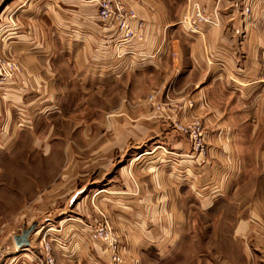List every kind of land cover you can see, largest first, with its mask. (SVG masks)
<instances>
[{
	"label": "crops",
	"instance_id": "1",
	"mask_svg": "<svg viewBox=\"0 0 264 264\" xmlns=\"http://www.w3.org/2000/svg\"><path fill=\"white\" fill-rule=\"evenodd\" d=\"M123 1L138 17L132 29L140 32L143 23V41L124 42L118 22L102 23L93 0H0V55L22 66L17 81L0 84V165L36 114L61 110L70 81H80L86 95L90 86L100 93L111 82L114 94L126 98L117 108L139 120L127 123L129 131L118 132L112 151L100 158L149 145L129 164L145 166L144 181L131 167L122 168L114 176L122 177L118 188L97 190V201L111 207L116 233L128 245L127 264H228L202 258L204 234L188 230L194 218L181 208L192 202L211 213L222 201L231 203L228 197L251 183L245 182L246 168L254 161L255 197L240 201L229 237L242 243L244 264H264V0ZM195 1L219 11L220 25L207 28L204 37L181 23ZM73 65L79 66L75 77ZM154 90L160 102L169 99L183 110L152 111L145 97ZM168 118L200 119L207 155H192L189 140L169 128ZM66 226L54 234L64 240H55L60 261L110 263L109 251L89 239L87 227ZM39 233L37 228L31 244ZM15 263L26 264L20 256Z\"/></svg>",
	"mask_w": 264,
	"mask_h": 264
},
{
	"label": "rangeland",
	"instance_id": "2",
	"mask_svg": "<svg viewBox=\"0 0 264 264\" xmlns=\"http://www.w3.org/2000/svg\"><path fill=\"white\" fill-rule=\"evenodd\" d=\"M9 58L17 61L14 57ZM77 67L79 66L73 65V77L77 73ZM68 75L65 73V76ZM70 82L71 88H68L64 97L66 101L63 105H58L61 110L36 114L30 120V125L24 127L20 142L12 145L8 157H4L1 162L0 247L4 255L0 257V264H14L19 256L21 262L31 264L30 255H27L29 247H16L14 237L35 223L40 232L36 244L43 237L46 241H53L54 246L55 240L63 243L64 240L54 234L66 230L68 224H75L83 226L85 230L87 227L89 239L103 244L110 253L109 243L91 239V235L98 229L108 226L117 237L121 264H127L128 245L116 233L111 207L97 201V190L112 189L113 184L118 188L122 177L119 179L114 176L122 168L131 167V170L136 171L138 181H144L149 173L145 166L129 164L139 151L144 152L149 145H137L135 151L128 149L129 147L122 148L120 152L115 150L112 159L100 158L102 153L112 151V138L118 132L121 136L125 135L129 131L127 123H134L139 119L132 117L134 113L122 112L117 108L118 102L123 104L126 98L125 95L114 94L116 90L111 82L100 93L95 86H90L88 95L81 94L80 81ZM70 82L67 80V83ZM157 90L154 92L157 93ZM157 102H160L158 95ZM169 102L171 103L168 99L161 103ZM147 107L161 112L157 110L158 106L147 104ZM167 121H170L169 128L179 134L174 129L173 122L169 118ZM191 153L195 154L193 151ZM254 162H249L246 168L249 175L245 177L248 178L245 182L252 184L244 186L242 193L240 191L228 197L232 200L231 203L224 204L222 201L211 213L195 207L192 202L188 207L181 208L182 211L189 210L190 217L194 218L188 230L204 234L202 242H205L203 247L206 249V256L202 255V258L216 259L218 263L244 264L242 243L232 241L229 235L241 211L240 201H249L255 197L254 194L251 195L255 190L252 187L257 182L256 179L252 180L254 175H251L256 174ZM70 239L66 242L69 243ZM55 256L59 264H65L56 254ZM12 257H15L14 260Z\"/></svg>",
	"mask_w": 264,
	"mask_h": 264
},
{
	"label": "built area",
	"instance_id": "3",
	"mask_svg": "<svg viewBox=\"0 0 264 264\" xmlns=\"http://www.w3.org/2000/svg\"><path fill=\"white\" fill-rule=\"evenodd\" d=\"M98 5V17L102 23L108 24L118 22V29L123 33V41L130 42L132 40H144L142 22L139 23L140 32H136L131 27V21L137 20L136 12L131 9L123 0H93ZM249 12V9H247ZM181 23L185 25L188 31L197 37H204L207 28L217 27L220 25L219 11L215 8L209 11L207 7L200 2L195 1L188 4ZM22 73L21 65L7 57L0 56V84L7 85L18 80ZM158 93L154 92L147 98V104L158 106L157 110L166 112L168 109L183 110L184 105L173 104L172 102L162 104L157 102ZM171 101V100H170ZM188 107H193V101H188ZM174 129L184 137H186L191 145L192 151L199 156L207 154L206 144V127L200 119H192L188 121H173ZM46 238L39 244H31L28 248L31 264H59L54 253L53 241H46ZM91 239L95 241L107 242L110 247V264H121L122 256L120 255V246L117 237L111 228L106 226L98 229L91 235ZM55 242V241H54Z\"/></svg>",
	"mask_w": 264,
	"mask_h": 264
},
{
	"label": "water",
	"instance_id": "4",
	"mask_svg": "<svg viewBox=\"0 0 264 264\" xmlns=\"http://www.w3.org/2000/svg\"><path fill=\"white\" fill-rule=\"evenodd\" d=\"M37 228V224H34L32 227L25 230L22 235L15 237L18 247H30V237L37 230Z\"/></svg>",
	"mask_w": 264,
	"mask_h": 264
}]
</instances>
